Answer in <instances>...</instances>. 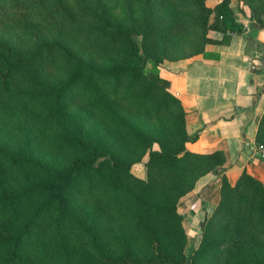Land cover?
Instances as JSON below:
<instances>
[{
    "label": "trees",
    "instance_id": "trees-1",
    "mask_svg": "<svg viewBox=\"0 0 264 264\" xmlns=\"http://www.w3.org/2000/svg\"><path fill=\"white\" fill-rule=\"evenodd\" d=\"M255 27L231 0H0V264H264V184L187 149L159 74ZM209 172L219 198L186 254L177 205Z\"/></svg>",
    "mask_w": 264,
    "mask_h": 264
},
{
    "label": "crops",
    "instance_id": "crops-1",
    "mask_svg": "<svg viewBox=\"0 0 264 264\" xmlns=\"http://www.w3.org/2000/svg\"><path fill=\"white\" fill-rule=\"evenodd\" d=\"M220 1L207 0V4L213 7ZM233 4L231 0L232 8ZM234 15L241 21L235 11ZM208 37L220 40L223 34L209 31ZM258 52V45L251 38L234 34L227 44L208 43L201 54L164 61L159 66L160 76L168 80L169 91L186 112L189 134L196 137L186 144L187 149L198 153L222 151L223 169L230 184L243 171L264 184V158L251 153L264 111L263 56L255 58ZM146 161L147 155L131 166L134 176L145 179ZM220 183V176L209 172L180 198L177 211L183 217L185 230L198 228L212 211L219 198Z\"/></svg>",
    "mask_w": 264,
    "mask_h": 264
},
{
    "label": "rangeland",
    "instance_id": "rangeland-1",
    "mask_svg": "<svg viewBox=\"0 0 264 264\" xmlns=\"http://www.w3.org/2000/svg\"><path fill=\"white\" fill-rule=\"evenodd\" d=\"M233 10L236 12V16L241 21H243L247 25H255L256 26L255 28H257L259 24H261V21H264V0H247V1L246 0H234ZM258 51L264 54V46L258 45ZM141 168H142V165L139 164L138 169H141ZM199 227L197 228L196 226H193L192 230L191 229L189 231H187V229L185 230L187 237H188V241L185 247L186 254H188L198 244V241L200 239Z\"/></svg>",
    "mask_w": 264,
    "mask_h": 264
},
{
    "label": "water",
    "instance_id": "water-1",
    "mask_svg": "<svg viewBox=\"0 0 264 264\" xmlns=\"http://www.w3.org/2000/svg\"><path fill=\"white\" fill-rule=\"evenodd\" d=\"M247 34L257 45L264 46V28L251 30ZM262 71L264 73V54L262 58Z\"/></svg>",
    "mask_w": 264,
    "mask_h": 264
},
{
    "label": "built area",
    "instance_id": "built-area-1",
    "mask_svg": "<svg viewBox=\"0 0 264 264\" xmlns=\"http://www.w3.org/2000/svg\"><path fill=\"white\" fill-rule=\"evenodd\" d=\"M260 56H263V53H256L255 58H259ZM256 65H254L252 68H255ZM251 153L252 155L259 157V158H264V147L260 145H254V147L251 148Z\"/></svg>",
    "mask_w": 264,
    "mask_h": 264
}]
</instances>
